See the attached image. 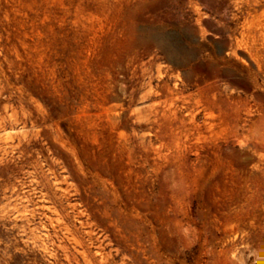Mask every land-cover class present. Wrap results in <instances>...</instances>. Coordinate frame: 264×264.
I'll list each match as a JSON object with an SVG mask.
<instances>
[{"label": "rangeland", "instance_id": "374dc122", "mask_svg": "<svg viewBox=\"0 0 264 264\" xmlns=\"http://www.w3.org/2000/svg\"><path fill=\"white\" fill-rule=\"evenodd\" d=\"M0 264H264V0H0Z\"/></svg>", "mask_w": 264, "mask_h": 264}]
</instances>
